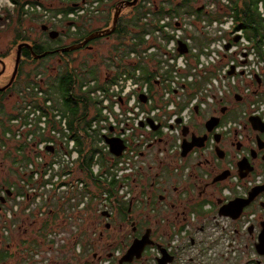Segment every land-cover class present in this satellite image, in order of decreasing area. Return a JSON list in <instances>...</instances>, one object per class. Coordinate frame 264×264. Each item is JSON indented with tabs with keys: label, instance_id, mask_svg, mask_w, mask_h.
<instances>
[{
	"label": "built area",
	"instance_id": "built-area-1",
	"mask_svg": "<svg viewBox=\"0 0 264 264\" xmlns=\"http://www.w3.org/2000/svg\"><path fill=\"white\" fill-rule=\"evenodd\" d=\"M20 1L25 21L29 13L32 23L61 17V12L51 17L53 0ZM59 2L62 6L63 0ZM160 4L143 1L146 30L135 49L124 52L122 63L128 69L113 65L103 78L71 91L74 100L85 106L77 112L78 119L48 98L40 75L33 91L27 88L36 95L35 103L21 92L25 99L6 121L7 130L0 133V156L7 152L15 157L11 185L1 192L9 190L12 197L0 213V236H9L16 227L18 233L26 224L38 223L40 228L46 223L47 235L39 246L50 251L74 246L78 253L76 227L81 220L94 211L126 205L151 157L150 146L179 150L178 137L194 108L203 110L241 95L249 98L241 116L264 122V38L254 45L242 29L235 28L228 0L195 4L203 6L201 15L153 17ZM258 9L264 17L261 3ZM211 13L220 17L211 19ZM8 14L17 15V0H0V22L8 23ZM178 43L185 46V53L178 52ZM141 67L150 75L152 87L140 79ZM187 94H193L189 101L184 99ZM106 139L122 142L119 156L110 152ZM257 183L258 178L247 186ZM57 211L59 219L54 218ZM41 253H35V260L48 264L50 258L39 257ZM119 253L114 257L119 258ZM244 259L245 264H261L254 254Z\"/></svg>",
	"mask_w": 264,
	"mask_h": 264
},
{
	"label": "flooded vegetation",
	"instance_id": "flooded-vegetation-1",
	"mask_svg": "<svg viewBox=\"0 0 264 264\" xmlns=\"http://www.w3.org/2000/svg\"><path fill=\"white\" fill-rule=\"evenodd\" d=\"M143 1L136 0L133 6H124L133 0H78L70 3L63 0L60 18L33 23L36 32L31 35L23 31L20 40L15 39L17 34L13 32L15 48L12 52V69L6 81L0 82V88L5 87L12 76L17 46H24L20 49V61L13 81L0 93H4L8 100L16 95L12 108L16 110L24 97L17 90L14 93L12 86L21 71L49 70L47 72L55 79L59 77L64 65L71 68L70 60L66 57L87 49L102 50L98 57L106 53V57L102 58L106 60L113 52V46H118L120 39L116 38L115 32L122 24L126 28L123 44L129 47L134 32L129 27L135 16L133 9L141 7L142 22L145 16ZM197 2L195 0L193 3ZM191 6L196 8L192 4ZM117 9L118 16L113 32L92 39L80 48L61 51L82 43L95 32L110 29ZM158 12L156 10L153 17ZM70 13L74 14L72 19L67 18ZM50 14L55 17L57 11L53 9ZM96 17L104 22V26L89 28L92 19ZM78 26H81V32L76 36L74 33ZM105 39H113V45L105 49L95 47ZM10 53L9 49L0 51V78L10 70L11 66L5 64ZM118 53L120 51L116 52L117 58L113 55L112 61L115 60L113 65L116 68L122 69ZM55 66L59 68L55 69ZM144 72L147 74L143 73L142 79L151 83L150 75L147 71ZM40 78L44 84L47 82L41 74ZM188 98L186 96L185 100L188 101ZM228 98L203 110L197 109V112L193 109L187 123L182 127H186L187 131L182 134L181 129L178 137L179 150L150 146L151 157L134 183L129 202L118 206L119 208L109 206L107 210L94 211L83 218L76 227L79 252L74 251V246L67 249L62 246L55 251L63 252L64 260L52 258L48 260V264H98L105 260L109 264H118L132 242L143 236L151 243L145 246L141 258L123 264H229L240 262L249 252V255L254 254L256 261L262 264L260 260H264V256L257 254L255 245L264 241V190H254L256 187H264V133L251 129L249 116H241L243 110L240 116L237 113L240 102L248 97L238 95L239 100H236L234 96L230 102ZM209 120L214 125L208 124ZM201 138L203 140H199ZM191 142L195 146L182 156V144ZM242 159L244 164L239 166L238 162ZM257 178L258 183L255 186H247L248 181ZM3 196L5 201L0 204V213L12 193L10 196L6 193ZM249 198L250 201L236 220L218 215L222 205L235 199ZM59 217L57 211L54 218ZM15 233L17 227L14 229ZM9 236L12 237L11 234ZM103 250L104 256L100 255ZM115 252L120 254L119 258L114 257ZM86 254L91 260L84 258ZM29 263L39 264L34 254L31 255Z\"/></svg>",
	"mask_w": 264,
	"mask_h": 264
},
{
	"label": "trees",
	"instance_id": "trees-1",
	"mask_svg": "<svg viewBox=\"0 0 264 264\" xmlns=\"http://www.w3.org/2000/svg\"><path fill=\"white\" fill-rule=\"evenodd\" d=\"M15 1V0H14ZM71 1H78V0H64V2L70 3ZM195 0H179V2H175L174 0H162L160 6H159V12L157 13V16L155 17H161L164 14L168 15H180L182 13H196L198 15H201L200 11H197L196 8H192L191 4ZM230 3V9L233 11V17L235 21V28L236 29H242L244 32V35L247 40L252 42L254 45H258L259 43L262 42V39L264 38V17L261 16L259 9H258V4H262V8L264 11V0H228ZM22 1L17 0V15H10L8 14L7 17L9 19L8 23H2L5 27L11 26L14 24V29L13 31L17 34L16 38L17 40H20L21 37L23 36V26L25 23V20L23 19V10H22ZM142 6V5H141ZM134 10L135 16L132 20V22L129 23V26L134 32L132 33L131 36H133L131 39V43H129V47L127 51H131L135 49L136 45L138 42L141 40L142 34L145 32L146 27L145 25L141 22V19L143 17V11L141 10V7L139 8L136 7ZM57 12H61L60 9L57 10ZM36 16V15H35ZM209 18H219L220 15L217 13H211L208 14ZM29 19H27L29 22L32 23L34 17L33 14H28ZM38 22V21H37ZM39 23V22H38ZM125 25H120L117 28L116 33V38L120 39V41L123 40L124 36V27ZM138 30V31H137ZM137 31V32H136ZM81 32V26L77 27V31L74 33V35H78ZM130 36V37H131ZM136 40V42H134ZM118 48L116 47L115 50ZM94 65L93 67H95ZM98 67V66H97ZM97 67L92 68L91 70H87L85 68V65L81 66L79 70H75L74 68H69L64 65V67L60 70L59 77L55 79H50L45 83V91L48 96V98L53 99L58 108L61 109L63 112L65 111H70L72 119H78L75 118L77 112L84 108L85 106H80L78 102H76L74 95L72 94V90L75 87H81L84 85L87 81L90 80H99L98 76L96 73H98ZM111 67V65H110ZM143 71H146L145 68L141 67ZM37 74V73H36ZM35 74V75H36ZM22 75V71L20 72V76ZM19 76V78H20ZM17 78V83H19L21 80ZM26 81L22 83L18 88L17 91L19 92H24L25 97L30 98L34 103H35V97L36 95L34 93H29L27 91V88H30L31 91H33L34 86L37 85V77L35 76L34 79H29L26 78ZM4 93H0V104L2 103ZM193 94L189 96L192 97ZM89 97V96H88ZM25 99V98H24ZM91 100H89L90 102ZM78 104V105H77ZM1 107V106H0ZM20 107V105L17 106V108ZM0 126H1V131L2 134L7 130V127L5 128V123L7 120H9L12 115L11 114H6L3 112V110H0ZM4 114V115H3ZM85 116V114H84ZM83 116V118H84ZM81 118V119H83ZM5 119V123H4ZM71 120V119H70ZM6 158L5 159H12L11 161H15V157L13 156L12 153L5 154ZM17 155V154H16ZM8 187L10 184H6ZM3 187V188H4ZM2 188V190H3ZM17 192V190H16ZM47 224L44 223L42 226V230L40 229L39 231V236L41 238L46 237V233L42 234L43 229L46 231ZM8 248V246H7ZM5 248L4 250L0 251V262L4 261L5 259H8L11 257L10 254H8V249ZM26 261L23 262L25 264Z\"/></svg>",
	"mask_w": 264,
	"mask_h": 264
},
{
	"label": "rangeland",
	"instance_id": "rangeland-1",
	"mask_svg": "<svg viewBox=\"0 0 264 264\" xmlns=\"http://www.w3.org/2000/svg\"><path fill=\"white\" fill-rule=\"evenodd\" d=\"M156 3L160 2L159 0H153ZM175 2H179V0H174ZM197 3H192V5L194 6L195 4H201V3H205L207 0H197ZM61 6V2H59V0H53L52 1V9H57ZM106 11L107 9H103V11ZM264 12V11H263ZM167 16L168 14H164V16ZM171 16V15H168ZM94 18L91 21V24L89 25V28L91 29H97V28H101L104 26V22L100 20V18ZM76 20L79 21V19L76 18ZM14 29V24H12L11 26H7V27H3V24H0V51L3 50H11V53L8 56V60L6 61V65H10V70L8 72L4 73V77L0 78V82L3 80L4 82L6 81V79L9 77L10 71L12 69V61H13V57H12V52L14 51L15 48V43H14V37L12 38V35L14 34L13 32ZM23 30L25 32H29L32 34H34L36 32L35 29V24L29 22V21H25L24 26H23ZM147 30H149V27H147ZM125 39H123L122 41H119L118 43V51H120V53H118V59L120 60V64L122 65V69H128V67L126 65H123L122 63V58L124 55V52L127 51L128 48H126L127 46H125L123 44ZM99 41V40H97ZM96 41V42H97ZM113 39H109V40H101L100 44H97L95 47L99 48V49H105V48H109L113 45ZM117 44V42H116ZM115 44V45H116ZM116 48V47H115ZM114 46H113V52L109 54V56L107 57L106 60H102V58L106 57V53L103 54L102 57H98V54L101 53L102 50H83V51H76L74 53H71L68 57H66L67 59L70 60L71 63V67L74 68L75 70H79V68L83 65H85V68L87 70H91L92 68L97 67L98 73H96V75L99 77L101 76L102 78L105 76L106 72L108 70L113 69V63L115 64V60L114 62L112 61V57L113 55L116 57V52L117 49L115 50ZM93 63H96V66L93 67ZM111 65V67H110ZM55 69L59 68V67H54ZM119 68V67H117ZM54 69V70H55ZM116 69V68H115ZM120 69V68H119ZM119 69H117V71H120ZM60 70V69H59ZM49 70H46V72L39 70V69H31L26 71H22V76L19 78V80H21L19 83H17V80L15 82V84L12 86V91L15 93V91L17 90V88L24 83V81H26L25 79L28 78L29 79H34L36 75H42V77L44 78V80L49 81L50 79H54L53 77H51V75H49V73L47 72ZM37 73V74H36ZM36 74V75H35ZM16 96V95H15ZM15 96L13 95L14 98H12L11 100H8L7 97H4V99L2 100V103L0 104V110H3L4 113L6 114H11L13 113L15 110H13V105L15 103ZM232 99L228 98V101L230 102ZM249 103V98H243V101L240 102V104L237 107V113L240 116V113L242 110H244L246 108V106ZM1 114V113H0ZM4 115V114H3ZM2 117H0L1 119ZM4 123H5V119H4ZM0 131H1V126H0ZM1 133V132H0ZM151 152L149 151L148 154H150ZM8 154L7 152L2 154L0 156V196L4 197L3 195L6 193V191L4 192V194L2 195V188L4 186H7L6 184H10L9 183V177L13 176V172H14V167L12 165V159H5L6 155ZM11 185V184H10ZM9 185V187H10ZM3 188V189H7ZM53 209V208H52ZM64 218V215H62ZM17 220V219H16ZM1 222V219H0ZM44 224V223H43ZM39 228V224L36 223L34 225H30L28 226V224L23 226V230H21L20 232H18L19 234L17 235V233L14 234V231H12L11 234L12 237L7 236V237H0V251L4 250L5 248H7L8 246V254L11 255L10 258L5 259L4 261L0 262V264H23V262L25 260L28 259V261L26 262V264H30L29 260L31 258V255L35 253H38L41 251L42 253L40 254L39 257H46V258H55L56 260L62 261L65 258V254H63V252H56L54 251H50L48 249H46V247H42L38 245V241L41 238L38 234L40 229L42 230V226ZM28 226V227H26ZM26 227V228H24ZM39 228V229H38ZM38 230V231H37ZM89 230V229H88ZM47 229L45 231V229H43L42 234L46 233ZM38 237V240H36ZM45 239V238H44ZM65 251V250H62ZM91 252L93 251V249L90 250ZM104 251H101L100 255L104 256ZM119 252L121 253V251L119 250ZM250 253V252H249ZM248 253V254H249ZM88 254H86L84 256L85 259L87 260H91L90 256H87ZM246 256V255H245ZM245 258V257H244ZM262 263H264V260H260ZM245 259H242L240 262H233V263H229V264H245ZM58 264H64V263H58ZM65 264H71L69 262L65 263ZM220 264V263H219Z\"/></svg>",
	"mask_w": 264,
	"mask_h": 264
},
{
	"label": "water",
	"instance_id": "water-1",
	"mask_svg": "<svg viewBox=\"0 0 264 264\" xmlns=\"http://www.w3.org/2000/svg\"><path fill=\"white\" fill-rule=\"evenodd\" d=\"M136 0H133V2H128L126 4H124V6H133L135 4ZM202 8H199L198 11H200ZM117 16H118V9L115 10V14L113 17V21H112V27L110 29L104 30V31H99V32H95L93 34H91L89 37H87L82 43L76 45V46H72L70 48L67 49H63L61 50L62 52H68L70 50L73 49H77L80 48L81 46H84L88 41H91L92 39H95L97 37H100L102 35H108L111 32H113L116 21H117ZM43 29H45V27H43ZM53 33V32H51ZM238 38H234L233 42H237ZM24 46V44H19L17 46V51H16V60H15V67H14V71L12 73V76L8 82V84L3 87L0 88L1 90H4L6 87H8L11 82L13 81L16 71H17V67H18V63L20 61V49L21 47ZM230 46V44L225 46V49H228ZM178 52L179 53H185L186 52V48L183 44L178 43ZM233 74V69H231V71L229 72V75ZM261 82L259 77H256V83L259 85ZM236 100H239L238 95L235 96ZM238 98V99H237ZM140 99L142 100V102L145 101V98L143 96H140ZM194 111L197 112V108H194ZM149 123H151V121H149ZM177 123H180V120L177 121ZM248 123L251 127V129L253 131H259L261 133H264V122H262L260 120V118L256 117V116H251L248 119ZM208 124H211V120L208 121ZM214 125V124H211ZM154 130L157 129V127H153ZM187 131V128L184 127L182 129V134H185V132ZM199 140H203V138L199 139ZM106 142L109 145L110 148V152L114 155V156H119L122 152V150L124 149V146L122 144L121 141L116 140V139H106ZM195 144L193 142L191 143H183L182 144V153L181 155L184 156L188 151H190L192 149V147H194ZM197 147H200L199 144L196 145ZM48 150H50L49 148H47ZM51 151V150H50ZM244 159H242L240 162H238V165L241 166L242 161ZM244 176H240V178H243ZM257 189H255L254 191H261L264 190V187H256ZM253 190V189H252ZM6 195L10 196L11 192L9 190H6ZM251 195V193H250ZM251 198V197H250ZM250 198L247 200L244 199H235L232 200L231 202H228L225 205H222V207L219 208V216L222 217H229L232 220H236L239 215L241 210L243 209V207L245 205H247V203L250 201ZM4 197H0V204H4ZM151 242L145 239V236L141 237L140 239H136L132 242V244L129 246V248L126 250L125 254L119 259L118 264H123V263H131L133 261V259H140L141 258V254L145 248L146 245L150 244ZM255 251L257 252L258 255L260 256H264V241H259L256 245H255ZM160 260V259H159ZM159 264H164L163 263H159Z\"/></svg>",
	"mask_w": 264,
	"mask_h": 264
},
{
	"label": "bare ground",
	"instance_id": "bare-ground-1",
	"mask_svg": "<svg viewBox=\"0 0 264 264\" xmlns=\"http://www.w3.org/2000/svg\"><path fill=\"white\" fill-rule=\"evenodd\" d=\"M120 69H121V68H120ZM141 71H142V73H141V77H140V79H141L143 82L147 83L146 81H144V80L142 79V74H143V73H146V72H144L143 70H141ZM146 74H147V73H146ZM148 84H149V86L152 85L151 83H148ZM190 95H191V94H187L186 96H190ZM186 96H185V97H186ZM192 97H193V96H192ZM192 97L188 98V101H189ZM184 99H185V98H184Z\"/></svg>",
	"mask_w": 264,
	"mask_h": 264
}]
</instances>
